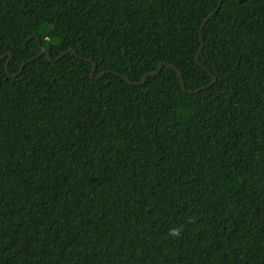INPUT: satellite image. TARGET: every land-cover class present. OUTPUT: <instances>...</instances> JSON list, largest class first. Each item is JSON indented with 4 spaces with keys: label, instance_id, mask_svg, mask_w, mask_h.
I'll list each match as a JSON object with an SVG mask.
<instances>
[{
    "label": "trees",
    "instance_id": "16d2710c",
    "mask_svg": "<svg viewBox=\"0 0 264 264\" xmlns=\"http://www.w3.org/2000/svg\"><path fill=\"white\" fill-rule=\"evenodd\" d=\"M219 2L0 0V264H264V0Z\"/></svg>",
    "mask_w": 264,
    "mask_h": 264
},
{
    "label": "water",
    "instance_id": "95a60500",
    "mask_svg": "<svg viewBox=\"0 0 264 264\" xmlns=\"http://www.w3.org/2000/svg\"><path fill=\"white\" fill-rule=\"evenodd\" d=\"M221 2H222V0H220V2H219V4H218V7L220 6ZM214 13H215V11H213L212 13H210V14L206 17V20L209 19ZM200 51H201V48H200V50L198 51V53L196 54V56H195L196 61H198V56H199ZM65 53H66V52H65ZM8 54H9V56H11L10 53H8ZM41 54H46L47 57H48V59L51 60V58H50V56H49V53H48L47 51L42 50V51H40L39 55H41ZM61 56H62V55H60L58 58H60ZM31 60H32V59H30V61H31ZM164 65H165L164 63H160L159 66H158V68H157V70H155V71H151V72L147 73V74L143 77V79H142L140 82H138V83L131 82V81H129L128 79H126V80H127L129 83H131V84H133V83H134V84H141V83H143V82L145 81V79H146L147 76L158 74L159 71L162 69V67H163ZM167 66L170 67V68H172V69H175V67L172 66V65H167ZM5 68H7V64L5 65ZM95 70H96V65H94V67H93V69H92L91 76L93 75V73H94ZM102 74H104V72H103ZM178 74H179V76H180V82H181V85H182V87H183V83H182V82H183V81H182V75H181V73H180L179 71H178ZM100 76H101V75H100ZM214 81H215V79H214Z\"/></svg>",
    "mask_w": 264,
    "mask_h": 264
},
{
    "label": "clouds",
    "instance_id": "9594fccd",
    "mask_svg": "<svg viewBox=\"0 0 264 264\" xmlns=\"http://www.w3.org/2000/svg\"><path fill=\"white\" fill-rule=\"evenodd\" d=\"M181 231H182V227L173 228L169 230L168 235L172 238H179Z\"/></svg>",
    "mask_w": 264,
    "mask_h": 264
},
{
    "label": "bare ground",
    "instance_id": "6f19581e",
    "mask_svg": "<svg viewBox=\"0 0 264 264\" xmlns=\"http://www.w3.org/2000/svg\"><path fill=\"white\" fill-rule=\"evenodd\" d=\"M216 11V10H215ZM157 75V74H156ZM144 83V82H143Z\"/></svg>",
    "mask_w": 264,
    "mask_h": 264
}]
</instances>
